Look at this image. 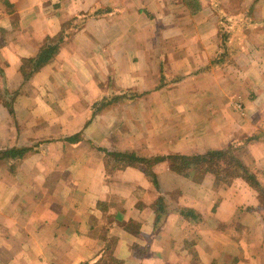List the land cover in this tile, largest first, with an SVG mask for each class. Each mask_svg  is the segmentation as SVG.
I'll return each instance as SVG.
<instances>
[{
  "label": "crops",
  "instance_id": "0c3cea01",
  "mask_svg": "<svg viewBox=\"0 0 264 264\" xmlns=\"http://www.w3.org/2000/svg\"><path fill=\"white\" fill-rule=\"evenodd\" d=\"M194 2L0 0V264H264V0ZM227 149L262 194L166 161Z\"/></svg>",
  "mask_w": 264,
  "mask_h": 264
},
{
  "label": "trees",
  "instance_id": "16d2710c",
  "mask_svg": "<svg viewBox=\"0 0 264 264\" xmlns=\"http://www.w3.org/2000/svg\"><path fill=\"white\" fill-rule=\"evenodd\" d=\"M189 1L188 4L193 6L195 0ZM221 19H226L223 14L220 15ZM221 29V28H220ZM222 35H220L221 42L226 43L227 34L225 30H221ZM64 42L63 34H60L56 39L49 40V44H45L39 51L38 55L27 60L26 68L22 69V76L24 80H28L33 74L39 71L43 66L48 64L50 60L58 53L60 45ZM230 57V54H228ZM220 64L224 63L221 59ZM25 65V64H24ZM28 154L26 150H15L5 153H0V159L9 156L14 159H20L24 155ZM110 158H116L121 166H135L139 163L148 162L140 158H136L132 154H112L108 155ZM8 158V157H7ZM169 164V168L172 172L185 175L189 170H193L197 174L212 175L215 178V185L217 187L228 186L234 179L245 180L253 189L262 194V190L259 187L254 175L242 164V162L234 155L232 149L222 150V151H207L203 154H197L192 156H177L171 155L166 158ZM146 171V170H145ZM149 176L150 173L146 171Z\"/></svg>",
  "mask_w": 264,
  "mask_h": 264
}]
</instances>
